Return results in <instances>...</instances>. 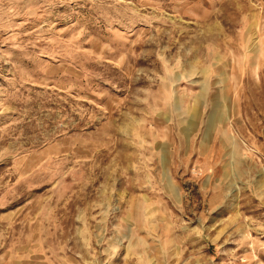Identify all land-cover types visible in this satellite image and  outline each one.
Here are the masks:
<instances>
[{"label":"rangeland","instance_id":"rangeland-1","mask_svg":"<svg viewBox=\"0 0 264 264\" xmlns=\"http://www.w3.org/2000/svg\"><path fill=\"white\" fill-rule=\"evenodd\" d=\"M0 264H264V0H0Z\"/></svg>","mask_w":264,"mask_h":264}]
</instances>
